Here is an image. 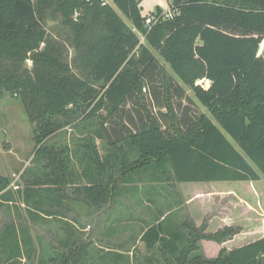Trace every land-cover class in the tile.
I'll list each match as a JSON object with an SVG mask.
<instances>
[{"label":"trees","instance_id":"16d2710c","mask_svg":"<svg viewBox=\"0 0 264 264\" xmlns=\"http://www.w3.org/2000/svg\"><path fill=\"white\" fill-rule=\"evenodd\" d=\"M171 2L178 15L147 32L141 0H113L130 25L105 0H0V96L22 101L36 164L20 176L30 222L17 215L1 223L0 215V255L8 253L0 264L32 259L39 212L63 222L64 232L38 236L53 252L44 264H83L92 244L85 222L128 185L212 184L255 202L248 188L264 185V0ZM157 56L180 83L165 76ZM163 72L160 102L150 86ZM184 88L209 115L176 118L172 101L175 93L185 100ZM147 89L160 114L138 106ZM129 101L132 128L115 132L107 155L94 138L83 145L80 181L71 148L51 140L80 120L97 121L104 139ZM11 183L0 174V211L14 200ZM71 201L86 208L85 218ZM209 227V218L198 225L187 211L185 239L171 245L173 259L164 253L167 264H264V238L229 249L242 227Z\"/></svg>","mask_w":264,"mask_h":264},{"label":"rangeland","instance_id":"374dc122","mask_svg":"<svg viewBox=\"0 0 264 264\" xmlns=\"http://www.w3.org/2000/svg\"><path fill=\"white\" fill-rule=\"evenodd\" d=\"M111 5L123 20L130 25V22L114 5L113 0H105ZM170 0H141L142 14L145 17L155 13L158 8L167 11L171 5ZM141 42H144V37ZM264 52V42L260 48ZM73 50L71 54L73 55ZM264 54V53H263ZM158 57V56H157ZM162 69H165L167 78H174L175 82L180 81L174 75L170 67L159 58ZM163 73L160 79L157 78L150 86L151 92L156 90L158 100L163 101L162 87ZM207 88L210 82H204ZM185 100H181L175 93L172 105L175 108L177 119L194 118L208 110L195 98L193 92L184 88ZM153 98V99H152ZM158 100L150 96L149 90L143 92L138 106H143L153 114H160ZM132 101H129L122 113L106 125L104 139L98 137V122L80 120L75 126L56 135L51 142L61 145H68L72 151L73 169L82 182L83 169L87 163V156L83 145L91 138H94L101 154L107 155L110 152L108 141L116 140L120 130L124 126L131 127L130 119L134 115ZM115 132H118L117 134ZM35 152L34 126L28 120L22 101L8 93L0 96V174L8 177L12 185L20 184V176L30 168H36L32 161ZM16 192L11 205L0 211L1 223L18 214L25 215L27 205L21 193ZM173 189L167 184L144 183L128 185L123 188L109 206L101 214H97L94 222L86 221V228L82 235L86 242H92L90 254L83 264H167L164 253L173 259L176 252L172 251L171 245L178 243L181 234L183 207L179 208ZM173 203V205L171 204ZM78 211L86 217V211L82 206L77 207ZM187 210V209H186ZM41 224L44 229L49 230L58 236H62L63 222L57 219L42 218ZM179 226V227H178ZM150 230H152L150 232ZM180 230V231H179ZM149 232V233H148ZM158 236V237H157ZM35 253L32 259L23 258L18 264H44L52 256L53 252L33 234ZM157 237V238H156ZM176 245V244H175ZM22 248H24L22 246ZM7 252L0 255L4 261ZM2 264H5L4 262Z\"/></svg>","mask_w":264,"mask_h":264},{"label":"crops","instance_id":"0c3cea01","mask_svg":"<svg viewBox=\"0 0 264 264\" xmlns=\"http://www.w3.org/2000/svg\"><path fill=\"white\" fill-rule=\"evenodd\" d=\"M13 187H15L17 193H21L20 190H23L24 188L21 182L18 186L12 185L11 183L8 190H12L14 195L16 192L13 190ZM172 189V191H174L173 195L175 198L180 196L179 198H176V202L173 203L177 204L179 208L183 207L185 209L182 212V219L180 220L181 223L185 213L188 211L198 225H200L206 217L209 218V230L213 232L223 228L224 226L242 227V233L234 240L224 245L229 249H234L239 247L241 244L245 245L249 242L264 238V185L257 186L256 184H253L251 185V188H248L250 192L251 189L253 190V193L256 197V200L253 203L247 199H244V197H242L235 189L222 190L212 184H181ZM12 203L13 201L5 202L6 205H11ZM173 203L171 204L173 205ZM70 204L76 209L77 207L81 206L79 204L77 205L73 201H71ZM27 208L26 216L21 214L18 215L23 216L28 222H30L28 220V205ZM83 208L86 211V208ZM39 214L41 215V219H56L53 217H48L40 212ZM80 214L82 215V213ZM85 214H87V211ZM41 219L39 220V223L42 226ZM41 228L42 229L39 230V233H37L38 231H32V235L34 234L37 238L39 235L48 236L49 234L58 236L57 234L44 229V227ZM63 236L64 232L62 230V236L59 237ZM179 238L183 240L185 239V233L183 231L179 235ZM234 243H236V245L231 248L230 245ZM214 247L216 248L213 249L215 252H217L219 247Z\"/></svg>","mask_w":264,"mask_h":264},{"label":"built area","instance_id":"2783aa9c","mask_svg":"<svg viewBox=\"0 0 264 264\" xmlns=\"http://www.w3.org/2000/svg\"><path fill=\"white\" fill-rule=\"evenodd\" d=\"M172 1V0H170ZM176 15H178V10L172 8L171 6L167 11H163L160 14H152L148 17L145 23V29L149 32L152 27L158 23L166 22L172 20Z\"/></svg>","mask_w":264,"mask_h":264}]
</instances>
